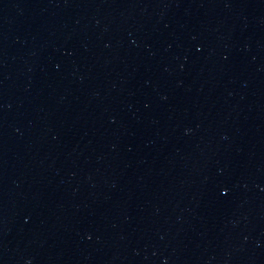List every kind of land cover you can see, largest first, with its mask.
Returning a JSON list of instances; mask_svg holds the SVG:
<instances>
[{
	"label": "water",
	"instance_id": "obj_1",
	"mask_svg": "<svg viewBox=\"0 0 264 264\" xmlns=\"http://www.w3.org/2000/svg\"><path fill=\"white\" fill-rule=\"evenodd\" d=\"M0 264H264V0H0Z\"/></svg>",
	"mask_w": 264,
	"mask_h": 264
}]
</instances>
